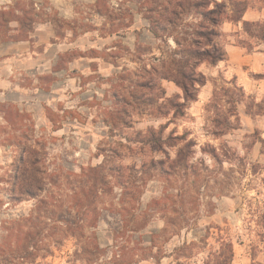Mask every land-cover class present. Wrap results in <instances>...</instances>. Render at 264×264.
Returning a JSON list of instances; mask_svg holds the SVG:
<instances>
[{
	"label": "rangeland",
	"instance_id": "obj_1",
	"mask_svg": "<svg viewBox=\"0 0 264 264\" xmlns=\"http://www.w3.org/2000/svg\"><path fill=\"white\" fill-rule=\"evenodd\" d=\"M232 1L217 0L227 11ZM235 1L264 8V0ZM30 3L0 4V10L11 12L0 17V47L29 40L31 51L40 53L45 45L34 43L33 37L41 33L34 26L52 21L51 42L69 49L58 54L49 73L16 70L20 95H12V100L17 102H0V222L26 215L35 202L10 198L18 193L16 159L27 147L38 159L37 169L45 173V194L53 199L75 201L72 193L89 185L82 175L89 167L123 169L127 209L117 208L84 229L107 248L98 264H111L116 246H124L130 264H237L242 256L247 264H264V17L260 26L241 24L237 31L214 38L219 46L235 44L251 57L226 58L229 62L211 76L202 68L211 91L195 106L194 100H182L174 83L160 79L176 47L171 36L187 39L183 32L191 31V17H180L174 27L163 19L166 15L159 20L154 12L153 19L164 31L150 40L142 24L149 0H109L110 6L121 8L115 12L121 14L120 21L133 25L108 36L104 19L92 6H77L73 14L62 17L42 2L35 5L39 19L28 32L34 18ZM17 19L26 26L13 23ZM259 78L261 85L252 80ZM4 103L16 106L20 116ZM115 177L116 173L107 175V191L101 197L105 202L120 199ZM134 201L143 211L154 201L138 219V226L148 219L147 226L135 233L130 229L140 214L133 209ZM66 206L71 207V217L81 213L75 203ZM114 231L123 233V239L113 241ZM74 243L65 242L53 264H65Z\"/></svg>",
	"mask_w": 264,
	"mask_h": 264
},
{
	"label": "trees",
	"instance_id": "obj_2",
	"mask_svg": "<svg viewBox=\"0 0 264 264\" xmlns=\"http://www.w3.org/2000/svg\"><path fill=\"white\" fill-rule=\"evenodd\" d=\"M105 0H98L94 5L99 16H103L107 22H111L107 29H103L106 35L111 36L118 34L120 30H125L130 26L131 21L122 23L120 20L121 14L109 11ZM148 1V0H146ZM150 8L147 9V20L149 22V30L156 37L160 38L159 34L162 30L157 25V21L153 19L152 14L155 12L162 19H165L170 25L178 26L181 22L180 17L188 16L194 19L189 25L192 27L188 33L184 31L187 39H179L171 36L176 47L170 51L173 56L170 65L164 66L165 71L160 79L173 82L183 93V101L195 100L196 92L199 86L203 85V75L197 72V67L201 63L215 65L222 61L225 57L224 50L221 46L215 43L220 34L217 26L223 21L232 23L241 22L242 26L247 25L260 26L259 23H248L242 21V14L248 7L244 1L233 0L232 8L227 11V6L224 2L215 0H149ZM146 4V3H145ZM242 4V7H241ZM35 5L30 3L32 13L31 27L27 29L31 32L35 21L39 19V13L35 12ZM240 6L241 8H238ZM10 11L0 10V17L5 18L10 15ZM172 17V19H169ZM5 22V20H3ZM12 20L7 21L10 23ZM16 21L20 27H25L19 19ZM114 21L117 23H114ZM52 23V21H51ZM116 24V25H114ZM105 26V24H103ZM188 25V26H189ZM205 43H203V41ZM179 56L180 59H175ZM152 72L157 73V70L150 67ZM148 73V71H147ZM165 92L163 91V95ZM7 109H11L14 115L20 116L19 110L12 104H3ZM175 107L181 106V103H175ZM14 127L13 123H10ZM9 124V125H10ZM153 131V130H152ZM20 140L17 145H20ZM21 154L16 159V167L14 170L15 186L18 193H13L12 202L23 201L25 198L33 199L35 202L29 209L26 215H21L14 219H4L0 222V264H53V259L56 254L62 252L65 242L74 240V249L71 253H67L65 264H98L105 257L107 248L99 245L98 240L93 232L86 234L84 229L94 227L97 223L105 219L109 214L118 208L119 211L126 210L124 197L128 195V189L124 182L121 167H110L108 165H99L93 168L89 167L82 175L87 177L89 185L82 187L78 192H73L72 196L75 201H65L53 199L51 195H46V182H44V172L37 169L38 159L33 152L27 147L21 148ZM127 170L135 172L136 175H142V171H136L133 168ZM84 171V170H83ZM105 172V174H104ZM111 173L115 182L120 186V199L105 202L101 199L107 191L106 178ZM107 174V175H106ZM139 193V191H138ZM80 196L78 199L77 197ZM67 202L75 203L79 206L81 213L77 217H71L69 208L65 207ZM154 201L146 205L143 211L140 209L139 203L134 201L133 209L139 212L140 215L135 218L132 232H137L144 229L149 220L144 219V222L138 226V219L146 213L147 209L152 207ZM147 214V213H146ZM114 216V215H113ZM112 216V218H113ZM121 217V216H119ZM119 228V226L117 227ZM113 241L117 242L123 239L124 234L120 231L112 233ZM116 250L112 251L113 257L111 264H130L126 259L124 246H116ZM50 259V260H49Z\"/></svg>",
	"mask_w": 264,
	"mask_h": 264
},
{
	"label": "crops",
	"instance_id": "obj_3",
	"mask_svg": "<svg viewBox=\"0 0 264 264\" xmlns=\"http://www.w3.org/2000/svg\"><path fill=\"white\" fill-rule=\"evenodd\" d=\"M14 0H0V4H3L5 6L8 3H11ZM17 1V0H16ZM32 2L34 4H41L42 2H48L50 5L53 6L54 9H56L58 12L61 13L62 17H67L73 14L77 8V6H86L89 5V7H93L96 4L98 0H25ZM217 1V0H215ZM108 8L109 11L112 12H121V8L116 10L114 7L110 6L109 0H108ZM146 10V9H145ZM70 13V15H69ZM94 13L97 14L98 17H101L104 19L103 24L105 26H109L111 22H107L106 19L103 16H99L98 13L95 11ZM264 17V8L262 9H253L252 7L248 6L246 10L242 14V21L248 22V23H262V18ZM146 23L144 26L148 29H145L144 34L147 35V38L152 37L156 40L155 36L151 33L149 30V22L147 19H145ZM139 22V20L136 21V23ZM13 23H17L16 21ZM51 22H43L39 24H35L34 31L41 32L40 35L37 34L35 37L34 43L42 44L45 47L43 48V51L38 53L31 51V43L29 40H22V41H15V42H8L5 45H2L0 47V102L7 101L11 103H16L17 100H12V95H20L19 92V85L14 81L15 79V72L21 71L23 74H31V75H38V74H46L50 72V67L55 65L56 59L58 57V54H62L64 52H67L69 49V46L62 43H53L51 42V38H53L52 34V26L50 24ZM115 23V21H114ZM102 24V23H101ZM17 25V24H16ZM133 25V22L130 23V26L127 28H131ZM241 22L238 23H232L229 21H223L218 26L217 29L219 31V38H222L225 35H229L232 32L237 31V28H240ZM34 34V33H33ZM34 36V35H33ZM32 37H29L31 39ZM227 38H230L229 36ZM102 41L110 40V37L101 39ZM75 41V40H74ZM73 42H69L71 45ZM224 50L225 57L222 61H219L215 65H210L207 63H201L197 67L198 73L205 76V73L202 72V68H205L208 70L207 72L210 74H213L214 70H218L221 67V64L228 63L229 60L232 61L238 56L241 59H246L247 57H251L248 54L244 53V49L238 47L235 44H227L221 46ZM260 53V52H257ZM255 55V54H253ZM234 57V58H233ZM228 58L229 60H227ZM242 61V60H241ZM207 64V65H206ZM224 71V70H223ZM254 82L257 81V85H261V79H252ZM168 83H172L171 81H168ZM250 84H253L250 82ZM177 90L179 89L175 84H173ZM209 82L206 80L203 85L199 86L197 89V96L194 101L191 102V104L197 106L200 102H204L206 98L208 97V94L210 93L209 89ZM177 95V94H176ZM183 100V99H182ZM237 264H247L246 259L244 256L237 259Z\"/></svg>",
	"mask_w": 264,
	"mask_h": 264
}]
</instances>
